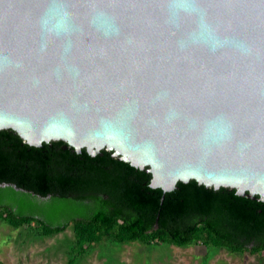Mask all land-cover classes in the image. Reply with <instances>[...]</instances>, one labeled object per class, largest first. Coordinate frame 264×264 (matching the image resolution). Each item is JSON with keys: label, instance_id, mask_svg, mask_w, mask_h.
<instances>
[{"label": "water", "instance_id": "1", "mask_svg": "<svg viewBox=\"0 0 264 264\" xmlns=\"http://www.w3.org/2000/svg\"><path fill=\"white\" fill-rule=\"evenodd\" d=\"M4 129L264 202V0H0Z\"/></svg>", "mask_w": 264, "mask_h": 264}, {"label": "trees", "instance_id": "2", "mask_svg": "<svg viewBox=\"0 0 264 264\" xmlns=\"http://www.w3.org/2000/svg\"><path fill=\"white\" fill-rule=\"evenodd\" d=\"M63 146L62 141H53L31 147L14 131L0 130V181L52 196L45 211L27 194L19 197L27 207L12 195L0 198V223L38 237H51L70 227L73 243L67 264H75L105 239L147 246L200 245L255 255L264 264V202L257 196L240 197L234 189L205 187L194 180L178 182L163 193L149 187L146 168H133L108 151L102 152L103 157H90ZM105 162L114 168L107 169ZM67 194L95 198L96 206L62 211L61 205L72 202ZM103 194L111 209L102 206ZM55 206L57 211L52 210Z\"/></svg>", "mask_w": 264, "mask_h": 264}, {"label": "rangeland", "instance_id": "3", "mask_svg": "<svg viewBox=\"0 0 264 264\" xmlns=\"http://www.w3.org/2000/svg\"><path fill=\"white\" fill-rule=\"evenodd\" d=\"M6 194L0 195L5 198ZM22 207L27 202L21 198ZM62 211L77 210L68 202ZM53 211H57L55 206ZM73 232L69 228L51 237H38L23 228L0 223V264H67L71 255ZM75 264H262L260 258L248 253L230 254L222 249L203 246H147L139 242L114 243L105 239L95 244Z\"/></svg>", "mask_w": 264, "mask_h": 264}, {"label": "flooded vegetation", "instance_id": "4", "mask_svg": "<svg viewBox=\"0 0 264 264\" xmlns=\"http://www.w3.org/2000/svg\"><path fill=\"white\" fill-rule=\"evenodd\" d=\"M63 150H67V151H74L76 152L75 149L70 148L68 146H66V144L64 143V146L62 147ZM103 151H107L105 149H101L98 151V153L95 156H90L89 154H87L86 149L83 147L81 148L80 153L76 154H81L82 152L86 153L87 155H89L90 157H103ZM111 152V151H108ZM110 157L112 158H117L119 160L118 157L113 156L112 152L110 153ZM103 165L107 168V169H113L114 166L112 164H107L106 162L103 163ZM12 191V193H11ZM6 194L7 196L12 195V197L14 198V200H17L21 194H27L30 197V200L33 204L39 206L40 208L47 210V208L49 207V200L52 197L51 194H40V193H36L30 189L21 187V186H17L15 183L13 182H9V181H0V195ZM67 198L71 199L72 202L66 201L68 202L69 205H73L76 208H78V210H86V208H95L96 206V200L95 198H90V197H81V198H77L75 195H69L67 194L66 196ZM101 199L103 201V207L106 209H111V205H110V201L109 198L106 194H103L101 196ZM28 206H30V204H28ZM32 207V205H31ZM70 227H67L65 230L69 229ZM64 230V231H65Z\"/></svg>", "mask_w": 264, "mask_h": 264}]
</instances>
